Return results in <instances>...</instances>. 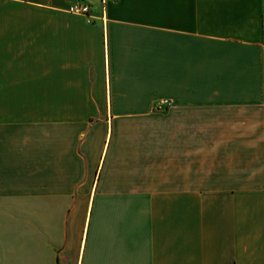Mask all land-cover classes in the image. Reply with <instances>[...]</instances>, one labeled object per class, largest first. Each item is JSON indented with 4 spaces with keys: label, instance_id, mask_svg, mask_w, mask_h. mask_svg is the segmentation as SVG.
Returning a JSON list of instances; mask_svg holds the SVG:
<instances>
[{
    "label": "crops",
    "instance_id": "crops-1",
    "mask_svg": "<svg viewBox=\"0 0 264 264\" xmlns=\"http://www.w3.org/2000/svg\"><path fill=\"white\" fill-rule=\"evenodd\" d=\"M104 1L0 0V264H264V0Z\"/></svg>",
    "mask_w": 264,
    "mask_h": 264
},
{
    "label": "built area",
    "instance_id": "built-area-1",
    "mask_svg": "<svg viewBox=\"0 0 264 264\" xmlns=\"http://www.w3.org/2000/svg\"><path fill=\"white\" fill-rule=\"evenodd\" d=\"M105 2L104 0H102ZM68 11L73 14H79L84 16H89L90 6L86 3H72L68 7Z\"/></svg>",
    "mask_w": 264,
    "mask_h": 264
}]
</instances>
